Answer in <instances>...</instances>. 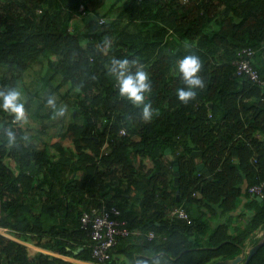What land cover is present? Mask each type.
I'll use <instances>...</instances> for the list:
<instances>
[{"label":"trees","instance_id":"16d2710c","mask_svg":"<svg viewBox=\"0 0 264 264\" xmlns=\"http://www.w3.org/2000/svg\"><path fill=\"white\" fill-rule=\"evenodd\" d=\"M248 48L264 80V0H0V90L24 93L36 122L26 131L0 111V264L96 263L80 219L103 205L142 232L121 239L104 264L240 255L264 230V197L249 191L264 184V86L233 64ZM188 54L200 57L205 88L185 105L176 61ZM113 58L138 59L149 73L151 122L119 96ZM50 98L67 106L59 121ZM242 204L253 215L233 225ZM179 206L192 224L169 217ZM249 264H264V245Z\"/></svg>","mask_w":264,"mask_h":264},{"label":"clouds","instance_id":"9594fccd","mask_svg":"<svg viewBox=\"0 0 264 264\" xmlns=\"http://www.w3.org/2000/svg\"><path fill=\"white\" fill-rule=\"evenodd\" d=\"M185 47L188 48L189 45L186 43ZM202 68L201 59L195 54L185 55L176 61V72L182 84V87L176 89V94L181 103L187 105L196 99L198 90L205 88L204 79L200 75ZM108 73L116 80L119 96L127 100L134 108L140 109V120L144 123L151 122L154 110L146 97L152 92V83L144 65L138 59L113 58L108 67ZM47 103L55 110L54 118L66 115L67 106L62 105L57 109L54 98L48 99ZM0 111L8 114L13 123L21 125L26 123V107L21 91L17 88L0 90ZM6 135L8 144L11 146L15 143L16 136L11 130H7Z\"/></svg>","mask_w":264,"mask_h":264},{"label":"built area","instance_id":"2783aa9c","mask_svg":"<svg viewBox=\"0 0 264 264\" xmlns=\"http://www.w3.org/2000/svg\"><path fill=\"white\" fill-rule=\"evenodd\" d=\"M254 55V50L250 48L243 49L239 53V59L234 61L233 64L237 67L238 74H245L256 84L264 86V80L260 77L259 72L251 62ZM122 133L124 134L125 132L123 131ZM249 191L253 196L263 198L264 184L254 185L250 187ZM120 217L121 211L114 206L108 207L103 205L102 207H93L83 212L80 219V228L87 233L90 240L89 247L92 249V257L96 263L82 264H104L111 259V250L121 239L133 234H142L140 231L131 230L128 226V221ZM169 217L183 220L188 225L192 224L191 215L182 206L173 208ZM146 236L149 240L160 237L154 231H149ZM162 238L166 239L165 236Z\"/></svg>","mask_w":264,"mask_h":264},{"label":"water","instance_id":"95a60500","mask_svg":"<svg viewBox=\"0 0 264 264\" xmlns=\"http://www.w3.org/2000/svg\"><path fill=\"white\" fill-rule=\"evenodd\" d=\"M173 162L175 163L173 171L175 174V184L177 185L179 183V179H180L179 178L180 177V167H179L178 162L176 160ZM197 170L206 173L207 176H209V178H211L210 172L208 171V169L206 168L204 163H200L197 166ZM179 199H180V195L178 192L177 193V201H179ZM256 199L258 201L263 200V198L260 196H257ZM263 245H264V237L262 238V240L257 245H254L250 249H248V251H246L244 248H242L241 254L238 255L237 257H235L234 259L220 260V261H216L213 264H249L252 257L258 252V250Z\"/></svg>","mask_w":264,"mask_h":264},{"label":"crops","instance_id":"0c3cea01","mask_svg":"<svg viewBox=\"0 0 264 264\" xmlns=\"http://www.w3.org/2000/svg\"><path fill=\"white\" fill-rule=\"evenodd\" d=\"M244 214V218H240V214ZM253 215V212L252 211H249L247 210L245 207H244V204L241 205L240 209H239V215L237 214V216H235L233 218V225H239V223H241L242 221L246 222V221H249L250 217ZM210 219V218H209ZM226 220H224L222 217H219V218H216L214 219V221L211 222V225L213 228L217 227V225H220L222 223H224ZM264 234V230H259L257 233H255L253 236H251L250 238H248L247 240V245L245 246V250L248 251V249H250L252 246L251 244V240L253 238H262Z\"/></svg>","mask_w":264,"mask_h":264},{"label":"rangeland","instance_id":"374dc122","mask_svg":"<svg viewBox=\"0 0 264 264\" xmlns=\"http://www.w3.org/2000/svg\"><path fill=\"white\" fill-rule=\"evenodd\" d=\"M37 67H35L33 70H32V73L30 74V75H28L27 77H26V81H25V83L26 84H30L32 81H34V80H36V78H38V75L35 73V71H38V69H39V71H42V69L40 68V66L41 65H36ZM42 73L43 72H41L40 73V75H42ZM22 96H25V94L24 93H22ZM63 105V104H62ZM61 119V117H56L53 121H59ZM32 120L31 119H29V120H26V123H24L23 125H21V124H17L20 128H22L23 130H26L27 131V128H28V126H29V124L30 125H32L31 123H36L35 121H33V122H31ZM68 122V121H67ZM33 126V125H32ZM55 129H52V131H54ZM36 132L34 131V130H31V132L29 133V135H34ZM39 136H41V134L39 133ZM34 137V136H33ZM42 138H47V136L46 135H44ZM32 140H34V139H32ZM60 139L59 138H55L52 142H56V141H59ZM68 140H69V142H68ZM68 140L66 141V142H64V144H65V146H69V145H71V143H70V137H68ZM208 218V217H207ZM209 219V218H208ZM223 219H226V218H223ZM212 221H214V220H212ZM34 243H29L28 244V246L30 247V249H31V253L32 254H35L36 253V251H37V249L34 247V245H33Z\"/></svg>","mask_w":264,"mask_h":264}]
</instances>
